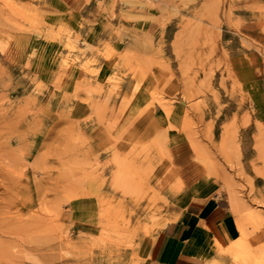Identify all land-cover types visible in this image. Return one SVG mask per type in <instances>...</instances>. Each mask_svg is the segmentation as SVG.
Masks as SVG:
<instances>
[{"label": "rangeland", "instance_id": "1", "mask_svg": "<svg viewBox=\"0 0 264 264\" xmlns=\"http://www.w3.org/2000/svg\"><path fill=\"white\" fill-rule=\"evenodd\" d=\"M221 195L239 236L208 263L264 261V0H0V264H144Z\"/></svg>", "mask_w": 264, "mask_h": 264}, {"label": "crops", "instance_id": "2", "mask_svg": "<svg viewBox=\"0 0 264 264\" xmlns=\"http://www.w3.org/2000/svg\"><path fill=\"white\" fill-rule=\"evenodd\" d=\"M78 18L81 25L77 30L80 41L76 53L82 61L96 60L95 67L98 68L103 62L96 51L111 37L107 36L103 20L95 9L78 14ZM125 81L131 83L129 79ZM231 207L227 195L190 204L176 220L168 222L159 231L144 264H206L227 259L228 256L218 253L219 247L230 245L239 236Z\"/></svg>", "mask_w": 264, "mask_h": 264}, {"label": "bare ground", "instance_id": "3", "mask_svg": "<svg viewBox=\"0 0 264 264\" xmlns=\"http://www.w3.org/2000/svg\"><path fill=\"white\" fill-rule=\"evenodd\" d=\"M184 103V102H183ZM78 194V193H77ZM83 194L84 195H81V196H88V193H84L83 192ZM90 194V193H89ZM74 196H75V194H74ZM81 196H78V197H81ZM74 198V197H73ZM77 198V197H76ZM139 200V199H138ZM137 200V201H138ZM153 200V199H152ZM98 201H99V203L100 204H103V202H104V200L102 199H99L98 198ZM103 201V202H102ZM141 201V200H140ZM139 201V202H140ZM156 203V202H155ZM152 204H153V202H152ZM153 205H155V204H153ZM101 207V206H100ZM139 208V207H138ZM140 213V212H139ZM154 213V212H153ZM131 217V216H130ZM136 217V218H135ZM135 219L137 220V218L139 217L138 215H136V213H135ZM132 218V217H131ZM130 221V220H129ZM130 222H132V221H130ZM203 223V222H202ZM130 224V223H129ZM126 234V233H125ZM125 236V235H124ZM135 236V235H134ZM123 239V238H122ZM131 240V239H130ZM123 241V240H122ZM122 245V244H121ZM128 246V245H127ZM232 252H233V254H234V256L236 257V258H240V259H242V260H250L251 259V256L249 255V251H248V248H247V246H246V244L243 242V241H237L235 244H234V246L232 247ZM121 253H125V251H123V252H121ZM119 254V253H118ZM133 256V255H132ZM138 262H139V260L137 259V264H138ZM254 262H256V263H258V264H264V261H260V260H256V257H255V261ZM135 263V262H134ZM136 264V263H135ZM206 264H210V263H208V262H206Z\"/></svg>", "mask_w": 264, "mask_h": 264}]
</instances>
